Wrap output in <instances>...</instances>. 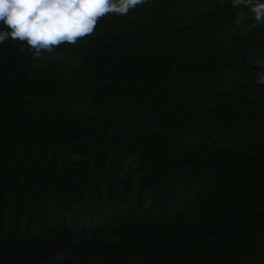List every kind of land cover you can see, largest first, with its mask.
I'll return each mask as SVG.
<instances>
[{"label":"trees","instance_id":"trees-1","mask_svg":"<svg viewBox=\"0 0 264 264\" xmlns=\"http://www.w3.org/2000/svg\"><path fill=\"white\" fill-rule=\"evenodd\" d=\"M238 11L147 0L51 55L0 44V264H264V25Z\"/></svg>","mask_w":264,"mask_h":264},{"label":"clouds","instance_id":"clouds-1","mask_svg":"<svg viewBox=\"0 0 264 264\" xmlns=\"http://www.w3.org/2000/svg\"><path fill=\"white\" fill-rule=\"evenodd\" d=\"M234 8H247L252 13L238 11L234 23L240 25L253 19L251 27L264 25V0H231ZM147 0H0V44L18 40L27 44L34 57L51 55L62 44L75 45L94 33L99 21L109 14L126 16ZM253 60L251 53L247 55ZM264 66V62L262 65ZM257 84L264 85V73H259Z\"/></svg>","mask_w":264,"mask_h":264}]
</instances>
